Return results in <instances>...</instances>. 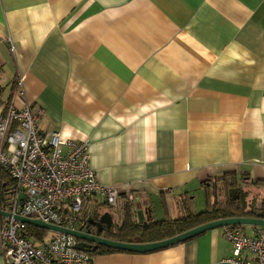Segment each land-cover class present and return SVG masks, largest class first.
I'll return each mask as SVG.
<instances>
[{"label": "crops", "instance_id": "1", "mask_svg": "<svg viewBox=\"0 0 264 264\" xmlns=\"http://www.w3.org/2000/svg\"><path fill=\"white\" fill-rule=\"evenodd\" d=\"M0 85V115L12 97L39 105L40 129L87 142L98 180L118 187L116 208L85 199L84 222L109 213L112 231L126 202L146 217L156 203L178 217L182 200L198 212L204 183L232 174L264 213V0H0ZM100 251L92 264H231L232 245L220 227Z\"/></svg>", "mask_w": 264, "mask_h": 264}, {"label": "built area", "instance_id": "2", "mask_svg": "<svg viewBox=\"0 0 264 264\" xmlns=\"http://www.w3.org/2000/svg\"><path fill=\"white\" fill-rule=\"evenodd\" d=\"M12 51L15 46L7 39ZM25 77L14 81V97L25 96ZM42 109L32 102L22 108L12 99L0 115V171L14 180L7 205L0 210V258L7 264H92V254L76 248L79 239L56 233L43 244L23 236L28 224L13 216L30 217L45 223L87 232L80 214L84 201L102 195L106 203L119 206L118 187L102 184L91 166L89 144L62 140L59 131L43 132L39 126ZM224 236L232 245L231 264H264V226L252 235L240 226H225Z\"/></svg>", "mask_w": 264, "mask_h": 264}, {"label": "trees", "instance_id": "3", "mask_svg": "<svg viewBox=\"0 0 264 264\" xmlns=\"http://www.w3.org/2000/svg\"><path fill=\"white\" fill-rule=\"evenodd\" d=\"M3 95V87L0 85V96ZM14 180L7 171H0V205H7ZM206 196V208L200 212L193 210L189 201L182 200L181 207L183 214L178 217H166L156 220L152 216H144L140 220L138 212L132 208V203L126 202L122 219L115 224L116 229L109 232L112 238L128 243H148L161 241L199 225L232 217L262 216L256 212L252 204L246 201V191L242 182L235 174L228 175L222 179H210L204 183ZM250 207V209H248ZM81 219V218H80ZM81 226L84 221H82ZM23 236L36 244H43L49 239L48 231L32 225H27ZM56 235H53L54 237ZM120 250L101 247L100 253L116 252Z\"/></svg>", "mask_w": 264, "mask_h": 264}, {"label": "water", "instance_id": "4", "mask_svg": "<svg viewBox=\"0 0 264 264\" xmlns=\"http://www.w3.org/2000/svg\"><path fill=\"white\" fill-rule=\"evenodd\" d=\"M138 215H141L139 216L140 220H143L144 215L142 214L141 211L138 213ZM0 216L11 217L12 215L11 213L0 210ZM13 217L16 220L22 221L28 225H32L41 229L52 231L54 233L74 236L79 239L76 248L81 251H88V252H96L99 247L105 246L116 250L144 253L182 242L184 240H187L191 237H194L200 233H203L207 230L214 228H220L230 225L240 226V227L244 225L264 226V213H263L262 216L259 217H249V216L232 217V218H225V219L211 221L161 241L148 242V243H128V242L117 241L103 236L104 232H112L111 227L113 222L111 219V215L109 213H104L97 220L94 219L93 217L89 218L86 221V223L89 226V230L87 232L45 223L41 220L30 217H22L19 215ZM104 225H106V227H104Z\"/></svg>", "mask_w": 264, "mask_h": 264}, {"label": "rangeland", "instance_id": "5", "mask_svg": "<svg viewBox=\"0 0 264 264\" xmlns=\"http://www.w3.org/2000/svg\"><path fill=\"white\" fill-rule=\"evenodd\" d=\"M7 93L5 92L3 95H1V99L3 97H7ZM3 102V101H2ZM2 102L0 101V107L2 105ZM195 205H196V209L198 212L204 210L206 208V196H205V192L200 191L197 193V195L195 196ZM156 208V209H155ZM154 208V213H155V219L156 220H161L163 218H165V213L163 208L161 207L160 203H156ZM173 214V212H172ZM48 231V230H47ZM53 235H56V233L52 232V231H48V237L47 239H51Z\"/></svg>", "mask_w": 264, "mask_h": 264}]
</instances>
